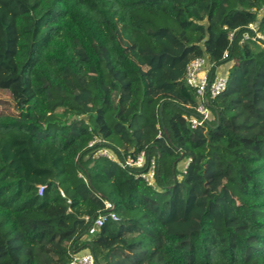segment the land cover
<instances>
[{
  "label": "trees",
  "instance_id": "trees-1",
  "mask_svg": "<svg viewBox=\"0 0 264 264\" xmlns=\"http://www.w3.org/2000/svg\"><path fill=\"white\" fill-rule=\"evenodd\" d=\"M255 22L264 0H0V264H264ZM200 56L228 83L191 128ZM99 147L154 157L155 186ZM107 200L117 220L88 235Z\"/></svg>",
  "mask_w": 264,
  "mask_h": 264
},
{
  "label": "built area",
  "instance_id": "built-area-1",
  "mask_svg": "<svg viewBox=\"0 0 264 264\" xmlns=\"http://www.w3.org/2000/svg\"><path fill=\"white\" fill-rule=\"evenodd\" d=\"M248 32L242 36L243 40H253L264 45V32L259 30L258 23H250ZM233 37V32L229 34V39ZM184 80L188 87L195 91L197 98L200 100L195 107V112L192 115L184 114L183 118L190 124L191 128H197L211 117L209 109V100L220 95L227 87L228 74L222 72L218 67L213 70L212 64L204 56L195 57L190 60L185 68ZM100 140L99 137L89 143L92 145ZM94 157H104L111 160L122 169H135V176L144 180L148 185L155 186L157 161L154 157L149 158L145 152L133 154L129 153L123 158H120L115 151L107 147H99ZM190 159L184 164L187 167ZM43 186H39L38 193H42ZM84 221L87 222V234L92 235L99 231L103 224L111 219L117 220V215L114 212V205L110 201H104V207L98 211L96 215L84 216ZM68 264H96L94 254L89 250H84L78 253H72L71 260Z\"/></svg>",
  "mask_w": 264,
  "mask_h": 264
},
{
  "label": "rangeland",
  "instance_id": "rangeland-1",
  "mask_svg": "<svg viewBox=\"0 0 264 264\" xmlns=\"http://www.w3.org/2000/svg\"><path fill=\"white\" fill-rule=\"evenodd\" d=\"M223 68H225V67H223ZM222 70L225 71V69H222ZM0 99L8 100V96L5 93L0 91ZM197 102H200V100L197 99Z\"/></svg>",
  "mask_w": 264,
  "mask_h": 264
},
{
  "label": "water",
  "instance_id": "water-1",
  "mask_svg": "<svg viewBox=\"0 0 264 264\" xmlns=\"http://www.w3.org/2000/svg\"><path fill=\"white\" fill-rule=\"evenodd\" d=\"M162 106L159 107V114L161 115Z\"/></svg>",
  "mask_w": 264,
  "mask_h": 264
},
{
  "label": "crops",
  "instance_id": "crops-1",
  "mask_svg": "<svg viewBox=\"0 0 264 264\" xmlns=\"http://www.w3.org/2000/svg\"><path fill=\"white\" fill-rule=\"evenodd\" d=\"M223 67H224V66H223ZM219 69L222 70V69H224V68H221V67H220ZM222 72H225V71L222 70Z\"/></svg>",
  "mask_w": 264,
  "mask_h": 264
}]
</instances>
